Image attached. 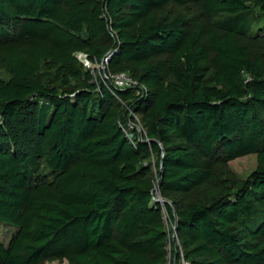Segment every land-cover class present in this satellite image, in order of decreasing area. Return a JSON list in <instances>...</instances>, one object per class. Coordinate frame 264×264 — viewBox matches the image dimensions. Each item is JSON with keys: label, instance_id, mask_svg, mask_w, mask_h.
Instances as JSON below:
<instances>
[{"label": "trees", "instance_id": "trees-1", "mask_svg": "<svg viewBox=\"0 0 264 264\" xmlns=\"http://www.w3.org/2000/svg\"><path fill=\"white\" fill-rule=\"evenodd\" d=\"M255 11L264 0H0V224L14 228L0 264H264ZM249 154L239 178L228 163Z\"/></svg>", "mask_w": 264, "mask_h": 264}, {"label": "built area", "instance_id": "built-area-1", "mask_svg": "<svg viewBox=\"0 0 264 264\" xmlns=\"http://www.w3.org/2000/svg\"><path fill=\"white\" fill-rule=\"evenodd\" d=\"M263 14H264V12H263ZM75 56L77 57L78 60H80L82 62V64L85 66V68H88L92 71L94 76H99L101 78V80H104V81H110L117 88H131L137 84L136 80H134L127 72L122 71V72H118V73L113 74V73H110L109 71H107L105 63L107 62L108 57L103 58L100 62H91L87 58L86 54H84L82 52H77L75 54ZM133 126H135V128L137 130H139L140 132L142 131L139 123H136V125H132V127ZM130 127H131V125H130ZM153 199L156 201L162 202V199H161L158 191L156 190V188H155V193L153 195ZM163 210H165V209H163ZM163 214H164V211H163ZM164 218H165V220L168 221L167 213H166V217L164 214ZM167 225H170V229L172 230L171 237H175L174 225L169 223V222L167 223ZM170 229H168V230H170ZM168 247H169V243H168ZM176 264H190V263L187 260H185L183 258V256L181 255L180 259L178 260V262Z\"/></svg>", "mask_w": 264, "mask_h": 264}, {"label": "rangeland", "instance_id": "rangeland-1", "mask_svg": "<svg viewBox=\"0 0 264 264\" xmlns=\"http://www.w3.org/2000/svg\"><path fill=\"white\" fill-rule=\"evenodd\" d=\"M254 29H258V27L264 26V20L262 16L260 15V12L255 11L254 13V21H253ZM1 76L3 78H7L8 76L1 73ZM229 168L232 172H234L239 178H245L249 173L255 168L256 166V156L255 154H249L246 156L238 157L234 160L229 161ZM164 211L165 217H166V211ZM170 229V225H167V230ZM14 232V228L5 225L0 224V240L6 245ZM44 264H67V262L64 261H52V262H45Z\"/></svg>", "mask_w": 264, "mask_h": 264}]
</instances>
